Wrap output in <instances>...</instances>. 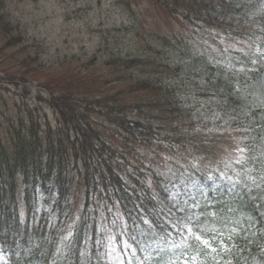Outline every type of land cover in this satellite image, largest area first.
<instances>
[{"label":"rangeland","instance_id":"obj_1","mask_svg":"<svg viewBox=\"0 0 264 264\" xmlns=\"http://www.w3.org/2000/svg\"><path fill=\"white\" fill-rule=\"evenodd\" d=\"M167 3L175 9L167 7ZM263 4L264 0L256 5L245 1L244 14L257 13ZM189 13L186 4H173L172 0H0V77L11 75L22 79L14 85L0 81V139L3 154L8 157L19 145L24 147L27 183L19 179L16 186L21 190L27 186L32 194L28 215L36 217L35 222L29 221L30 230L34 223L37 225L46 218L48 222L56 220V192L48 180L42 183L45 159L51 156L56 161L58 151H67L70 147H64L72 140L71 132L61 128L59 115L46 103L49 93L94 98L93 95L102 97L118 92L127 103L148 104L155 99L153 90L136 84L152 79L162 87L160 93L164 91L178 103L162 106L164 112L172 110V114L182 118L174 123L208 125L203 133L225 127L231 116L242 114L247 108L264 111L261 106L264 104V54L260 52L261 66L244 75V69L255 57L253 44L246 38L237 39L231 28H213ZM128 53L143 63L120 65L116 57L124 59ZM110 57L115 62L109 64ZM233 69L238 79L235 88L229 79ZM223 77L228 78L226 91L220 84ZM212 79L218 85L210 84ZM248 83L253 87H248L251 96L246 101L230 96L233 91H243L242 85ZM222 96H225L223 100ZM184 113H191L193 118L187 121ZM87 115L96 117L92 112ZM61 138L62 146H59ZM136 148L133 153H127L122 146L119 149V154L132 163L129 169L133 167L135 174L141 175L139 179L147 184L156 176L172 204L181 202V211L188 208L185 215L196 213L199 206L194 199L203 195V183L187 181L182 161L156 145L144 150ZM190 153L184 158L187 162L192 160ZM66 167L71 170L67 162ZM22 195L18 194L16 200H24ZM43 207L45 216L41 217ZM19 212L18 219H24L27 213L23 209ZM66 225L63 234H68L73 223L66 221ZM118 231L125 239L127 231L120 228ZM220 244L215 240L216 247ZM15 246L18 245L8 247L5 239H0V264H25L16 256ZM114 246V253L109 244L106 247L105 254L110 256L106 263L131 264L126 246L123 244L122 249ZM54 253L49 264L74 262L59 260L57 252ZM129 253L133 255L135 251ZM259 254L264 256V251L259 250L255 255ZM173 260L172 264L187 261L185 256ZM261 262L264 263V258ZM196 264H201L199 257ZM248 264L259 262L251 258Z\"/></svg>","mask_w":264,"mask_h":264},{"label":"trees","instance_id":"obj_2","mask_svg":"<svg viewBox=\"0 0 264 264\" xmlns=\"http://www.w3.org/2000/svg\"><path fill=\"white\" fill-rule=\"evenodd\" d=\"M245 1L247 0H172L173 4H186L191 12L189 14L196 16L199 22L217 29L231 28L237 37L247 35L252 41H264V4L257 13L245 15L243 9L246 8L245 5L242 6ZM249 1L256 5L260 0ZM238 5L241 7L235 10ZM166 6L175 9L168 3ZM228 30L230 29L226 31ZM254 53L255 60L246 66L244 75L248 70L261 66L259 51ZM116 59L120 60V65L134 66L143 63L131 54L124 59ZM113 62L114 59L110 57L109 64ZM227 79L223 77L220 81L225 91ZM20 80L22 79L11 75L0 77V81L12 85ZM146 80L136 86L153 90L155 99L148 104L127 103L118 92H109L102 97L93 95L94 98L79 94L49 93L46 100L59 115L61 128L72 134V141L64 147H70L67 151L59 150L56 161L51 156L45 159L46 173L42 176V183L49 180L52 188L57 191L59 226L65 228L66 221L74 224L70 240L71 246L76 249L75 258L78 260L86 257L87 260L88 256L98 253L97 243L100 244V249L107 242L102 236L105 231L103 233L100 229L111 227L116 231V226L111 221L118 213L128 222L140 220V217L150 221L151 227L145 225L142 230L146 235L154 237L156 244H159L157 257L150 256V264L162 261L179 250L187 255L189 261L193 255L200 257L202 264H248L251 258L262 264L261 258L264 256L255 254L259 250L264 251V111L247 108L242 114L231 116L225 127L203 133L208 130V125L196 127L174 123L182 118L172 114V110L164 112L162 106L163 103L169 107L178 103L163 90L160 93L162 87L157 82ZM210 84L218 85L215 79ZM249 86H252L251 83L241 87L243 91L238 98L242 101L251 96ZM224 97L220 99L223 100ZM151 104L155 106L152 107ZM261 106L264 109L263 103ZM87 112L94 113L96 117H89ZM184 117L187 121L193 118L191 113H184ZM181 134L184 137H180ZM62 141L63 138L58 140L59 146H62ZM150 145H156L162 152L180 159L189 168L186 178L204 182L203 195L194 199L195 205L200 208L193 217L195 234L200 235L201 240H208L211 233L223 236L219 230L226 231L228 227L224 237L229 241H236L237 247L225 240L224 248L218 247L213 254L212 245L202 253L184 247L183 237L187 234H178L171 223L182 217L179 206L170 203L169 195L160 183L149 187L141 182L134 170L129 169L125 156L119 154L121 146L130 153L136 147L144 149ZM23 148L22 144L19 145L16 152L8 157L6 153L3 154L0 139V236L9 240L12 235L22 243L17 253L29 264L34 260L43 261L41 257L46 252L44 240L51 237L54 229L50 233L30 232L27 234H30L29 238L25 239L24 233L17 226V213L25 205L16 200V196L23 192L27 194L28 189L21 190L16 186L20 177L26 179L28 173ZM240 149L244 150L243 153ZM188 151L191 152L190 162L184 159L189 157L186 156ZM237 159L242 163H236ZM66 162L71 170L67 169ZM17 167L22 173H19ZM243 180L245 183L242 184ZM165 214L168 219L163 218ZM165 227L170 235L165 233ZM247 229L252 232H246ZM29 241H34L35 246L31 244L29 247ZM174 243L177 247L173 246ZM187 243L196 242L188 236ZM13 250L15 253V248ZM80 251L85 256L80 258ZM44 262L46 264L47 259Z\"/></svg>","mask_w":264,"mask_h":264},{"label":"snow or ice","instance_id":"obj_3","mask_svg":"<svg viewBox=\"0 0 264 264\" xmlns=\"http://www.w3.org/2000/svg\"><path fill=\"white\" fill-rule=\"evenodd\" d=\"M243 149H240V152L243 153ZM236 163L240 164L242 163L241 160L237 159ZM211 179V178H209ZM235 186V185H234ZM169 213H171V209H169ZM143 224L145 225H150V221L148 219H145L143 217L139 218ZM172 227L175 228L178 232V234L180 233H186L187 235L184 236V240H185V244L184 247H186L187 249L191 250H196L198 252H203V250L205 248H208L209 245V241L208 240H201V236L200 235H196L195 232L193 231V227H194V220L193 217L191 215H185L183 217H178L176 219H174L172 222ZM111 224L113 226H116L117 228H120L121 230L126 231L127 230V225L125 224L123 217L120 216L118 213L116 214L115 218L111 221ZM163 227V226H162ZM107 231V229H105ZM164 231L166 234L170 235V233L167 232V228H164ZM141 235H143L144 233H140ZM130 235V239L131 241L135 242L137 245H139V240L137 239L136 235H133L131 233H129ZM188 236H190L192 238V240H194L196 243L195 244H188L187 243V239ZM70 237H72V231H71V227H69V231L68 234L66 236H64L62 238L63 241H68V246H71V240ZM116 237L109 231V234L107 236V240H108V244L111 246V251L114 253L116 251L115 246H114V241H115ZM125 246L127 248H131L132 244L128 243L127 241L124 242ZM199 245H203V247H199ZM174 247H177V245L174 243L173 244ZM140 250L141 251H147V248L140 246ZM213 251H215V249H213ZM82 255L84 253H81ZM148 257H145V259H147ZM115 259L119 260V257H115ZM133 259H137V257L135 256V254L133 253ZM196 260H197V256H191L190 257V264H196ZM169 264H172V261H169ZM185 264H189V261H185Z\"/></svg>","mask_w":264,"mask_h":264}]
</instances>
